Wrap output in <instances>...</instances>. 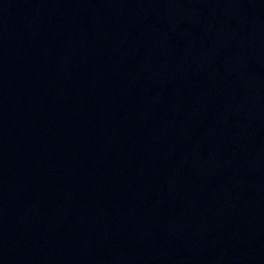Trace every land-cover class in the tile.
I'll list each match as a JSON object with an SVG mask.
<instances>
[{"label":"water","instance_id":"95a60500","mask_svg":"<svg viewBox=\"0 0 264 264\" xmlns=\"http://www.w3.org/2000/svg\"><path fill=\"white\" fill-rule=\"evenodd\" d=\"M264 148V0H0V264H121Z\"/></svg>","mask_w":264,"mask_h":264}]
</instances>
